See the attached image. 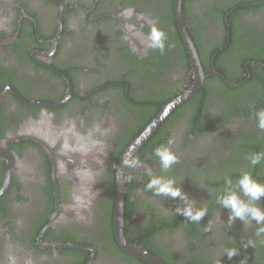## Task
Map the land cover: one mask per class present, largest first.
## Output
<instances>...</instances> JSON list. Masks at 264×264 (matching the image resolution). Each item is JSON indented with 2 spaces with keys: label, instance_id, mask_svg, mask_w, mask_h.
<instances>
[{
  "label": "flooded vegetation",
  "instance_id": "af4514ba",
  "mask_svg": "<svg viewBox=\"0 0 264 264\" xmlns=\"http://www.w3.org/2000/svg\"><path fill=\"white\" fill-rule=\"evenodd\" d=\"M182 12L201 82L175 0H0V264H149L128 244L165 264H264V224L229 220L218 199L264 152V0H182ZM153 25L163 52L148 47ZM162 145L177 156L167 171ZM149 169L205 216L147 189Z\"/></svg>",
  "mask_w": 264,
  "mask_h": 264
},
{
  "label": "clouds",
  "instance_id": "9594fccd",
  "mask_svg": "<svg viewBox=\"0 0 264 264\" xmlns=\"http://www.w3.org/2000/svg\"><path fill=\"white\" fill-rule=\"evenodd\" d=\"M167 36L165 32L157 25H153L148 35V47L163 52L165 50ZM257 126L260 129H264V109L256 112ZM168 144H172V140L168 141ZM155 155L159 158L161 168L165 171L177 163V156L167 146H159L154 150ZM251 166H256L264 162V152L253 153L248 157ZM124 163L131 168L140 166L138 159L126 160ZM150 180L146 185V188L152 190L155 195H162L171 197L173 199L179 197L185 201L184 208H177V212L181 213L191 221H199L206 214V209H193L191 203H188V196L182 192V189L175 186V181L172 178H164L162 176H155L148 170ZM131 179V177H129ZM229 185H232V180L227 181ZM236 185L239 189L237 192L233 188H229L219 199V203L229 210V220H235L239 218L243 221L255 220L257 224H264V208L257 205V201H260L261 197H264V183L258 182L253 178L250 172H243ZM246 197L247 199H244ZM259 232H264V227L259 229ZM258 232V234H259ZM234 253L228 252L229 256Z\"/></svg>",
  "mask_w": 264,
  "mask_h": 264
},
{
  "label": "water",
  "instance_id": "95a60500",
  "mask_svg": "<svg viewBox=\"0 0 264 264\" xmlns=\"http://www.w3.org/2000/svg\"><path fill=\"white\" fill-rule=\"evenodd\" d=\"M175 15L177 19V23L180 29V32L183 36V39L185 41V45L188 49L190 59H191V65L192 69L194 71V74H196V77L198 80H202V77H204V72L201 67L200 60L197 55V51L192 43V40L188 34V32L185 29V21L183 17L182 12V0H175ZM185 29V30H184ZM184 30V31H183ZM200 80V82H201ZM199 82V86H200ZM196 89V86L194 87ZM193 89V90H194ZM184 97L181 96L178 99L173 100L170 102L166 107L163 108L162 111L159 112L158 116L151 122L149 126L145 130H143L138 137L135 139V141L132 143V145L127 149L124 159L127 160L130 158V156L135 153L140 146L143 145L144 142H146L151 135L155 132V130L159 127L160 122L165 119V117L181 102L184 101ZM2 194V193H1ZM0 194V195H1ZM123 200H124V189H123V182L121 180L118 181L117 184V198H116V209H115V229L118 233V235H123ZM70 247H74L72 245H69ZM59 247H64L62 245H59ZM126 249L130 251L134 256L139 257L140 259L144 260L145 262L149 264H165L162 262L158 257L152 255L151 253L138 250L134 245H126Z\"/></svg>",
  "mask_w": 264,
  "mask_h": 264
},
{
  "label": "trees",
  "instance_id": "16d2710c",
  "mask_svg": "<svg viewBox=\"0 0 264 264\" xmlns=\"http://www.w3.org/2000/svg\"><path fill=\"white\" fill-rule=\"evenodd\" d=\"M264 105V104H263ZM262 105V107H263ZM258 107V105L256 106V108ZM264 108V107H263ZM227 116V114H226ZM154 137V136H153ZM251 167V165H250ZM252 172H250L253 176L254 179H256L258 182L260 183H264V173L260 170V165H256V166H252ZM242 173H238V175L240 176Z\"/></svg>",
  "mask_w": 264,
  "mask_h": 264
}]
</instances>
